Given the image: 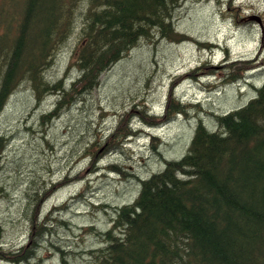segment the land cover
<instances>
[{"label": "trees", "instance_id": "16d2710c", "mask_svg": "<svg viewBox=\"0 0 264 264\" xmlns=\"http://www.w3.org/2000/svg\"><path fill=\"white\" fill-rule=\"evenodd\" d=\"M182 1L0 0V115L9 97L24 84L36 94L37 103L45 96L54 98L55 105L39 121L46 124L62 109L81 103L98 87L100 75L140 40H190L173 25ZM78 10L82 15L75 34ZM74 35L69 66L79 74L75 79L49 80L44 72ZM204 61L192 71L202 70ZM252 61L225 59L220 81L248 84L245 75L255 70ZM249 86L254 95L243 106L222 114L207 113L213 120L211 132L200 119V104L178 102L171 89L159 112L153 113L145 102L140 104L145 109L135 106L114 116L106 142L121 151L139 136L160 142L153 132L175 117L192 114L197 120L184 154L164 162V169L148 179L138 180L140 192L132 204L116 212L113 227L105 234L110 243L96 251L94 264H264V82ZM136 120L139 123L133 126ZM3 142L0 136V152ZM99 149L96 138L85 146L84 154L94 163ZM50 215L41 218L33 206L30 216L35 230L26 243L10 252L2 249L0 228V261L43 264L37 254L39 237L50 229ZM234 234L238 239L232 238Z\"/></svg>", "mask_w": 264, "mask_h": 264}, {"label": "rangeland", "instance_id": "374dc122", "mask_svg": "<svg viewBox=\"0 0 264 264\" xmlns=\"http://www.w3.org/2000/svg\"><path fill=\"white\" fill-rule=\"evenodd\" d=\"M75 15L76 34L82 13L78 10ZM173 25L190 40H140L100 75L98 87L81 103L62 109L46 124L39 121L55 105L54 98L45 96L37 103L36 94L24 84L9 97L0 115L2 249L10 252L26 243L29 232L35 230L30 216L35 206L38 216L51 214L53 219L50 229L39 237L40 263L94 264L96 251L110 243L105 234L112 229L116 212L132 204L140 192L138 180L148 179L164 169V162L184 154L197 120L192 114L175 117L153 132L160 142L139 136L121 151L106 142L117 119L114 116L135 106L145 109L141 106L145 102L153 113L159 112L171 89L178 102L200 104V119L211 132L213 120L208 112L222 114L243 106L254 95L249 84L258 87L264 82V0H183L174 12ZM75 38L68 39L44 72L49 80L75 79L79 74L69 66ZM227 58L253 60L255 70L245 75L248 84L220 81V65ZM201 61L204 68L192 71ZM138 123L134 121L133 126ZM96 138L101 149L92 163L84 151ZM75 195L79 198L74 199Z\"/></svg>", "mask_w": 264, "mask_h": 264}]
</instances>
